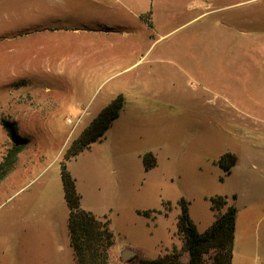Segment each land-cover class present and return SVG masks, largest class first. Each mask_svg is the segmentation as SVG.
Returning <instances> with one entry per match:
<instances>
[{
    "label": "rangeland",
    "instance_id": "rangeland-1",
    "mask_svg": "<svg viewBox=\"0 0 264 264\" xmlns=\"http://www.w3.org/2000/svg\"><path fill=\"white\" fill-rule=\"evenodd\" d=\"M201 1L195 19L193 0L144 14L139 0H0V264H77L64 162L81 207L110 221L109 264L180 250V201L203 234L219 196L239 211L233 264H264V0Z\"/></svg>",
    "mask_w": 264,
    "mask_h": 264
},
{
    "label": "trees",
    "instance_id": "trees-1",
    "mask_svg": "<svg viewBox=\"0 0 264 264\" xmlns=\"http://www.w3.org/2000/svg\"><path fill=\"white\" fill-rule=\"evenodd\" d=\"M123 104L124 98L119 96L103 109L72 144L70 153L73 158L104 136L123 111ZM144 163L149 170L157 165V160L152 153H148L144 156ZM236 163L237 157L230 153L220 159V164L227 173H230ZM4 175L5 170L0 171V180ZM61 178L69 208L70 245L77 264H109L110 250L114 246L110 221L106 218L100 219L81 207L82 198L78 193L76 180L68 171L65 162L62 165ZM236 199L237 196H233V200ZM211 203L216 219L205 233L200 234L197 231L190 218L189 204L182 199L177 231L182 248L173 249L171 253L155 260L134 258L126 264H232L238 209L234 204H229L228 197L213 198Z\"/></svg>",
    "mask_w": 264,
    "mask_h": 264
},
{
    "label": "crops",
    "instance_id": "crops-1",
    "mask_svg": "<svg viewBox=\"0 0 264 264\" xmlns=\"http://www.w3.org/2000/svg\"><path fill=\"white\" fill-rule=\"evenodd\" d=\"M155 0H139V4H140V8H141V10H145L146 8H147V6H148V4H151V3H153ZM163 0H158V2H157V4H162L161 2H162ZM202 1L201 0H193V3L191 4V5H189V7H190V9H191V11H194V12H197V13H199V15H197L196 17H195V19H197V18H200V17H203V16H205L208 12H203V11H201V6H202ZM141 12H143V13H141V14H144V13H146L147 12V9L145 10V11H141ZM153 15L152 17H151V23H153V21H154V11L152 12V11H149L145 16H147V18L149 19V16L150 15ZM140 16V15H139ZM143 16L144 15H142L141 16V18L143 19ZM256 62L257 63H261V64H263L264 65V59H256ZM123 97V96H122ZM124 98V97H123ZM76 158V157H75ZM238 228H239V211H238V216H237V222H236V231H235V240H236V234H237V231H238ZM235 240H234V249H235ZM234 252V251H233ZM233 258H234V255H233ZM232 264H233V260H232Z\"/></svg>",
    "mask_w": 264,
    "mask_h": 264
},
{
    "label": "water",
    "instance_id": "water-1",
    "mask_svg": "<svg viewBox=\"0 0 264 264\" xmlns=\"http://www.w3.org/2000/svg\"><path fill=\"white\" fill-rule=\"evenodd\" d=\"M122 259L124 262H128L130 260H132L133 258L136 257V252L130 250V249H126L122 252Z\"/></svg>",
    "mask_w": 264,
    "mask_h": 264
},
{
    "label": "built area",
    "instance_id": "built-area-1",
    "mask_svg": "<svg viewBox=\"0 0 264 264\" xmlns=\"http://www.w3.org/2000/svg\"><path fill=\"white\" fill-rule=\"evenodd\" d=\"M69 122H71V121H69Z\"/></svg>",
    "mask_w": 264,
    "mask_h": 264
}]
</instances>
